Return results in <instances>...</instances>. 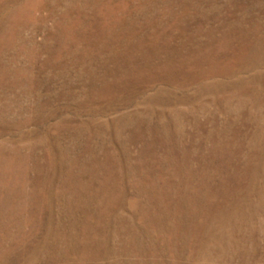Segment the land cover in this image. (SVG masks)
<instances>
[{"label": "rangeland", "instance_id": "obj_1", "mask_svg": "<svg viewBox=\"0 0 264 264\" xmlns=\"http://www.w3.org/2000/svg\"><path fill=\"white\" fill-rule=\"evenodd\" d=\"M0 264H264V0H0Z\"/></svg>", "mask_w": 264, "mask_h": 264}]
</instances>
